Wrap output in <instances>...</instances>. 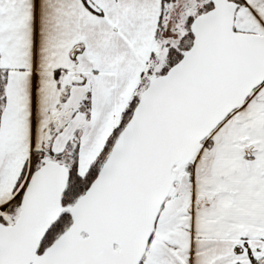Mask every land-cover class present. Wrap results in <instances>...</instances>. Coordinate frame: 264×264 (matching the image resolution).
Instances as JSON below:
<instances>
[{
	"label": "snow or ice",
	"instance_id": "1",
	"mask_svg": "<svg viewBox=\"0 0 264 264\" xmlns=\"http://www.w3.org/2000/svg\"><path fill=\"white\" fill-rule=\"evenodd\" d=\"M0 264H264V0H0Z\"/></svg>",
	"mask_w": 264,
	"mask_h": 264
}]
</instances>
